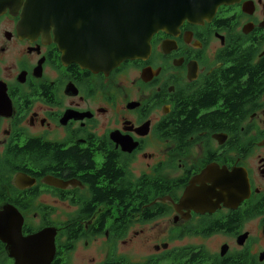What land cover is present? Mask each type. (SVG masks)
Listing matches in <instances>:
<instances>
[{
  "label": "flooded vegetation",
  "instance_id": "af4514ba",
  "mask_svg": "<svg viewBox=\"0 0 264 264\" xmlns=\"http://www.w3.org/2000/svg\"><path fill=\"white\" fill-rule=\"evenodd\" d=\"M110 1L64 0L63 27L111 28ZM36 14L0 0V264H264V0L99 71Z\"/></svg>",
  "mask_w": 264,
  "mask_h": 264
},
{
  "label": "water",
  "instance_id": "95a60500",
  "mask_svg": "<svg viewBox=\"0 0 264 264\" xmlns=\"http://www.w3.org/2000/svg\"><path fill=\"white\" fill-rule=\"evenodd\" d=\"M64 0H27L29 10L36 11L35 19L57 27V40L65 50V56L83 68L93 71L110 70L122 61L140 58L150 49L155 33L168 24H177L193 16L207 17L224 0H111L118 7L110 16L111 28L99 31L84 30L77 15L68 14L70 29L63 27ZM130 4V14L125 15L124 5ZM71 19L73 22H71ZM96 26V25H93ZM8 220L0 216V229ZM53 230L29 237L26 242L36 249V258L50 254L47 245L54 249Z\"/></svg>",
  "mask_w": 264,
  "mask_h": 264
}]
</instances>
